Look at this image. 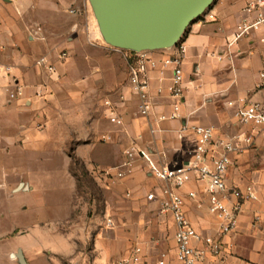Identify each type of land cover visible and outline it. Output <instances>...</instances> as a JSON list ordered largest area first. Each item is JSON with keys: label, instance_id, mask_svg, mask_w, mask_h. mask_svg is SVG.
<instances>
[{"label": "crops", "instance_id": "crops-1", "mask_svg": "<svg viewBox=\"0 0 264 264\" xmlns=\"http://www.w3.org/2000/svg\"><path fill=\"white\" fill-rule=\"evenodd\" d=\"M246 2L247 0H215L188 26L183 38L187 47L183 65L186 88L179 118H158L161 112L170 109L171 100L167 88L171 82V70H165L163 76L159 69L150 71L153 104L151 113L144 116L139 112V96L129 83L127 59L124 57L128 89L119 90L121 97L113 105L114 112L122 118L123 123L113 126L111 135L108 134V141H114V149L101 151L95 141L97 122L105 120L102 107H98L97 117H92L86 135L88 138L84 143L76 145L78 152L85 149L87 159L96 161L102 165V169H107L106 166L109 165L110 168L125 171L124 177L118 178L120 182L117 189L126 190L129 196L127 199L116 200L115 215L110 217L113 222L116 218L120 222L116 220L118 225H112L107 230L110 240L119 245L121 258L118 264L133 256L138 246L143 247L147 254L145 264H158L160 252H168L173 257L176 247L174 219L160 210L159 196L167 184L153 177L146 163L139 157L129 165L125 164L127 158L124 151L128 146L136 143L150 150L153 157L161 163L180 164L193 157L196 142L195 135L191 132L184 137L179 136V128L185 123L212 125L215 135L225 138L242 131L251 132L249 127L237 122L236 106L229 103L240 96L264 101L261 77L264 72V43L261 41V32H254L230 47L227 45L228 37L245 18L243 7ZM71 8L79 10L78 13L70 12ZM42 10H50V13L44 14L50 17H41ZM64 11H69L75 20L83 12H88L90 23L93 22V13L87 0H0V111L6 108L14 111L23 103H36L39 106L43 104L35 96L37 90L47 88V83L39 75L35 60L43 55H39L41 51H46L45 54L50 57L55 47L73 44L70 37L63 41L65 31L53 29L55 18L61 17ZM36 25L39 26L38 31ZM33 30L38 32L39 41ZM154 54L158 58L161 56L159 51ZM13 81L24 86L23 95L15 99L8 95V86ZM159 85L164 87L162 93L156 91ZM28 99H31L30 103H27ZM104 102L105 99L102 100L103 104ZM104 106L109 117L110 109L105 104ZM19 124L1 121L0 130L19 129ZM77 133V139H81L84 131L78 130ZM24 134L26 140L30 141L31 132L28 130ZM7 135L12 137H8V140L15 139L14 135ZM253 135L250 144L243 142L242 149L232 155L227 177L230 185H237L242 189L252 183L259 193V200L243 202L238 229L223 236L227 246L223 256L226 264H264V132L254 131ZM109 162H116V165ZM3 170L7 171L5 167ZM190 190H196L198 196L186 198L185 210L188 217L203 234L217 235L219 221L209 210L204 182L193 178L179 189L183 195ZM150 192H154V199L147 198ZM131 225L134 229L127 227ZM27 228L29 230L22 234L29 236L30 225ZM37 231L40 232L41 229ZM37 239L39 238L11 244L5 248V254H12V250L17 252L23 248L26 258V248L32 249L28 252L34 257L26 258V261L33 264L39 255L36 254L38 249L44 248L38 245ZM6 241H10V238ZM18 263L19 260L16 261ZM197 264H213V259L208 256Z\"/></svg>", "mask_w": 264, "mask_h": 264}, {"label": "rangeland", "instance_id": "rangeland-1", "mask_svg": "<svg viewBox=\"0 0 264 264\" xmlns=\"http://www.w3.org/2000/svg\"><path fill=\"white\" fill-rule=\"evenodd\" d=\"M46 13L50 10L40 11L41 17L49 18ZM55 19L53 29L65 31L63 41L70 37L73 44L52 50L53 76L37 67L47 83L43 94L35 96L43 104L23 103L14 111H0V122L21 124L19 129L0 130V264L18 260L5 254L9 245L36 238L44 248L38 249L33 264H118L119 245L110 240L107 218L114 217L116 200L129 195L117 189L118 178L108 179L102 165L88 160L86 150L78 152L76 145L88 138L92 117L102 107L105 120L97 122L95 141L101 151L114 149L108 134L118 125L109 119L102 100L109 98L116 105L119 90L128 89L125 55L104 40L95 16L90 23L88 12L75 20L64 11ZM28 130L30 141L24 134ZM78 130L84 131L81 139H77ZM7 134L15 139L8 140L12 137ZM116 220L120 222L116 218L113 226L118 225ZM29 225L31 235L26 236L22 233ZM30 250L26 248L27 259L34 257Z\"/></svg>", "mask_w": 264, "mask_h": 264}, {"label": "built area", "instance_id": "built-area-1", "mask_svg": "<svg viewBox=\"0 0 264 264\" xmlns=\"http://www.w3.org/2000/svg\"><path fill=\"white\" fill-rule=\"evenodd\" d=\"M74 8L70 12H76ZM245 18L242 19L235 30L227 39L230 47L241 39L249 37L254 32H261V41L264 43V0H247L243 7ZM127 59L128 80L134 92L139 96V112L148 116L152 110V88L150 84V71L159 69L163 76L165 70H171V82L168 85L170 97L169 111L159 114L160 120H175L180 117L181 107L185 98L184 60L187 47L182 40L175 46L161 52L158 58L157 51H135L120 49ZM67 55L62 52V56ZM36 66L48 76L56 74V67L47 54L40 55L35 60ZM264 84V72L261 73ZM23 85L13 81L8 86V95L15 99L23 95ZM164 87L159 85L156 91L163 92ZM43 89L36 91V96L43 94ZM31 99H28L29 101ZM236 106L235 115L237 122L250 128L251 132L242 131L232 137H218L212 125L183 124L178 131L180 137L191 132L195 135V149L193 157L180 164L161 163L156 160L151 151L138 146L136 143L128 146L124 154L127 158L125 164H130L136 157L141 158L150 174L166 182L160 198L161 212L169 214L174 219L175 253L170 257L168 252H160L158 264H197L210 256L213 264H226L223 256L227 250L223 236L234 232L239 227V212L246 200H257L258 191L252 183L244 189L228 183V170L232 163V155L240 151L243 142L250 144L254 131L264 132V101L254 100L250 97L240 96L237 100L229 101ZM104 104L110 109L109 119L115 124H122L123 120L114 112L110 99H105ZM102 169L103 175L108 179L122 178L125 171L121 168ZM204 182L208 194L209 210L219 221L217 235L203 234L192 223L185 210L186 198H196V190H190L183 195L179 189L191 179ZM154 192L147 194L148 199H154ZM111 217L107 218V225H113ZM147 254L143 247L138 246L133 256L120 262V264H145Z\"/></svg>", "mask_w": 264, "mask_h": 264}, {"label": "water", "instance_id": "water-1", "mask_svg": "<svg viewBox=\"0 0 264 264\" xmlns=\"http://www.w3.org/2000/svg\"><path fill=\"white\" fill-rule=\"evenodd\" d=\"M88 1L107 43L120 49L157 51L182 40L188 26L215 0ZM11 255L28 264L22 249Z\"/></svg>", "mask_w": 264, "mask_h": 264}]
</instances>
